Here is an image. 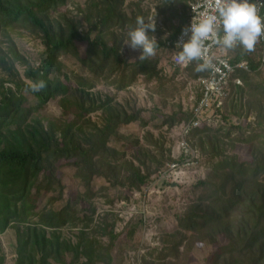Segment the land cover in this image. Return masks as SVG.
<instances>
[{
  "label": "trees",
  "instance_id": "trees-1",
  "mask_svg": "<svg viewBox=\"0 0 264 264\" xmlns=\"http://www.w3.org/2000/svg\"><path fill=\"white\" fill-rule=\"evenodd\" d=\"M144 1L92 0L84 17L88 29L83 33L75 21L64 18L56 25L50 21L51 15L66 4L67 0H0V47L4 34L18 22H27L39 29L46 47L43 66L33 69L28 65L26 72L31 83L40 80L46 83L43 90L32 91L31 85L14 78L10 79L14 88H5V82L0 84V233L8 230L11 222L22 216L19 204L33 212L37 210L33 201L36 199L37 191L33 190L39 185L44 186L45 194H52V198L57 197V201L63 202L60 211H51L47 215L45 212L40 214L44 227L58 231L78 221L92 222L87 218L81 219L71 205L72 201L64 199L63 182L55 173L57 163L60 161L66 162L73 174L89 187L96 179L108 181L113 189L127 186L140 190L146 184L150 175L144 174L133 161L127 160L125 153L120 155L109 145L114 131L137 122L140 118L129 115L124 110L116 112L109 105L103 104L102 108L106 109L104 127L88 124L85 118L93 109L88 108L86 104L91 100L83 92L77 91L71 96L69 87L58 79L64 67L61 57L70 55L77 57L81 72L88 68L92 69L94 75L104 80L107 86H115L119 90L135 85L141 77L149 83L161 79L158 61L151 57L131 61L123 55V50L127 48L125 44L128 39L127 32L135 26L136 18L149 17V10L144 11L141 7ZM188 1H159V12L167 17L165 22L171 23L174 19H179V26L171 33L168 41L161 38L162 40L157 42L156 50L164 48L170 59L177 52L173 43L190 20ZM115 30L122 32L121 39ZM149 35L152 36V32ZM168 43L172 45L168 46ZM79 44L85 45L84 53L78 49ZM257 44V50L254 52L246 51L242 46L228 50L233 56L227 55L232 65L246 62L249 71L236 70L229 82L230 96L224 109L215 111L218 117H211L200 128L192 129L187 136L190 147L195 151L193 160H199L198 152L191 141L193 137L212 131L209 121L220 118L232 95L237 90L242 91L244 84L252 96H260L256 113L260 128L264 130V69H261L263 53L259 40ZM10 51L16 62L28 64L12 41ZM170 61L172 64V60ZM200 63L202 62L194 60L184 69L188 79L196 81L208 75V70L196 71ZM174 68L180 70V67ZM237 78L241 80V85L233 83L232 80ZM76 80L80 87H86L84 79L80 76ZM59 96L64 98L65 112L71 111L65 100L75 97L78 114L69 123L49 121L45 127L36 113L50 100ZM28 97H32L33 102H30ZM193 115L191 111L181 128L190 124ZM87 125L95 127V133L86 134L84 128ZM263 133L264 131L260 133L253 131L248 137L237 139V143L251 147L250 161H241L237 156L224 153L211 157L212 168L209 174L204 181H200L194 187V191L199 195L180 219V228L191 234V237L186 239L192 242L198 238L202 243L208 241L215 246L211 264H264V142L261 141ZM188 158H191V155L181 149L180 159L173 164L184 166L188 163ZM193 160L191 159L189 163L197 164ZM88 192L87 198L90 200L94 193ZM26 213L24 210L23 214ZM105 232L111 243L119 238L114 229H105ZM21 241L22 238L19 237V242ZM28 244L26 242L23 245L26 247L25 250L29 251ZM51 247L56 258H61L64 246L59 243L58 237L56 236L54 241H49L46 235L37 234L33 252L27 256L26 264H50L51 252H43L45 255L41 258L37 257V253L39 250L48 251ZM71 250L75 252V248L66 245L65 251ZM101 250L102 247L96 242L92 241L89 245L86 242L78 250L86 257V261H82L81 264L103 263ZM180 253L176 247L164 254L161 260L168 258L179 260Z\"/></svg>",
  "mask_w": 264,
  "mask_h": 264
},
{
  "label": "rangeland",
  "instance_id": "rangeland-1",
  "mask_svg": "<svg viewBox=\"0 0 264 264\" xmlns=\"http://www.w3.org/2000/svg\"><path fill=\"white\" fill-rule=\"evenodd\" d=\"M91 1L67 0L66 4L51 15L50 21L56 25L66 18L77 22L80 31L86 33L88 26L84 17ZM159 1L145 0L141 5L144 11L149 10V16L155 17L156 31L152 32V36L156 37L157 42L162 39L168 41L171 33L179 26L178 18L171 23L165 22L167 17L160 14ZM115 32H118L121 39L122 32ZM11 41L15 43L27 65L16 62L10 51ZM257 47L258 44H255L253 52ZM78 49L84 53L85 45L79 44ZM45 50L43 34L30 23L18 22L15 27L7 30L0 47V84L5 82V88H14L10 82L14 78L32 85L26 76L28 65L33 69L41 68L46 58ZM226 53L233 57L228 50ZM123 55L135 61L139 59L140 51L132 50L127 45ZM151 58L158 61L159 76L165 81L161 82L159 79L149 83L141 77L135 85L119 90L115 86H107L104 80L94 75L92 69L81 72L76 56L61 57L64 67L58 79L69 87L71 96L78 91L86 93L91 100L86 104L93 109L85 118L88 124L104 127L106 109L102 108L103 104L109 105L116 112L124 110L129 115L140 118L139 121L114 131L109 145L118 154L125 153L127 160L133 161L144 174L150 176L140 190L127 186L113 189L108 181L102 179L94 180L89 187L73 174L66 162H58L55 173L63 182L64 199L72 201L71 205L81 219L87 218L92 222L78 221L58 231L44 227L40 214L60 211L63 202L57 201V197L52 198V194H45L44 186L39 185L33 190L37 191V200H33L37 210L33 212L19 204L22 216L13 220L8 230L0 233V264H26L27 256L33 252L37 234L46 235L49 241H54L57 236L59 243L64 246V254L59 259L54 255L52 247L48 251L39 250L38 258L45 255L43 252L52 253L50 264L85 262L86 257L78 250L86 242L89 245L92 241L102 247L100 253L104 262L100 264H211L215 246L208 241L202 243L198 238L192 242L186 239L191 234L180 228V219L199 195L194 187L209 174L212 156L224 153L237 156L241 161L252 160L251 147L237 143V139H244L253 131H264L260 128L256 113L260 96H252L244 84L241 89L245 91L237 90L232 95L220 118L209 121L212 131L198 134L191 140L199 155L198 161L193 160L197 164L187 167L180 164L177 169H173V163L180 159L181 125L189 118L195 106L199 86L188 79L185 70L172 66L164 48L156 50L155 56ZM78 76L84 79L85 88L78 85ZM28 99L30 102L34 100L32 97ZM65 101L68 109L73 112H65L64 98L59 96L36 113L45 127L49 121L69 123L76 117L78 109L75 97ZM84 131L88 135L93 134L95 127L87 125ZM261 141L264 142V137ZM88 191L94 193L90 200L87 198ZM24 210L27 211L26 214H23ZM105 229H114L119 238L111 243ZM19 237L22 238L21 242ZM26 242L29 243V251L23 245ZM66 245L75 248V252H66ZM176 247L181 252L179 260H161L164 254Z\"/></svg>",
  "mask_w": 264,
  "mask_h": 264
},
{
  "label": "clouds",
  "instance_id": "clouds-1",
  "mask_svg": "<svg viewBox=\"0 0 264 264\" xmlns=\"http://www.w3.org/2000/svg\"><path fill=\"white\" fill-rule=\"evenodd\" d=\"M261 7H264V0H205V10L199 13V18H193L191 24L182 29V36L189 38L187 42L177 41L176 47L182 50L176 55V62L184 64L202 60L203 63L196 68L197 72L215 70L206 45L208 41L225 50L242 46L244 50L252 51L264 36V18L258 14ZM155 31L153 16L147 19L138 16L135 26L128 30L125 44L132 50L140 51L139 60L155 56L158 43L155 36L149 35V32ZM45 87L43 80L31 85L32 91H41Z\"/></svg>",
  "mask_w": 264,
  "mask_h": 264
},
{
  "label": "built area",
  "instance_id": "built-area-1",
  "mask_svg": "<svg viewBox=\"0 0 264 264\" xmlns=\"http://www.w3.org/2000/svg\"><path fill=\"white\" fill-rule=\"evenodd\" d=\"M252 2V0H249ZM190 8V20L187 26H189L193 18L198 19L199 13L205 10V0H195L189 4ZM211 11V9H209ZM262 18H264V7L259 9L258 13ZM190 35V34H189ZM220 35H223L221 31ZM189 36H178L177 40L173 43L175 50L177 51L172 55V65L174 67L186 68L192 62L178 64L175 60L176 55L182 50V48H177V41L181 40L187 42ZM259 43L262 47L263 57L261 59V69H264V36L259 39ZM172 45L168 43V46ZM209 48V56L212 58V62L215 65V70L208 69V75L205 77H200L197 80V84L200 88L201 98L198 100L197 104L193 107V118L190 124H187L181 128V149L185 151L186 154L191 155L188 158V163L184 165L185 167L194 164L189 163L191 159L195 157V151L190 147L187 136L190 134L192 129H198L200 126L209 120L211 117H218L215 111L223 110L225 104L228 102L230 93L228 90L229 82L231 77L235 74L237 69H243L249 71V67L246 62L239 63L237 65H232L229 57L227 56L226 50L219 45L213 44L211 41L206 42ZM200 62L203 63L201 60ZM234 84L241 85L242 82L238 78L232 80ZM173 169H177L179 164L172 165Z\"/></svg>",
  "mask_w": 264,
  "mask_h": 264
},
{
  "label": "crops",
  "instance_id": "crops-1",
  "mask_svg": "<svg viewBox=\"0 0 264 264\" xmlns=\"http://www.w3.org/2000/svg\"><path fill=\"white\" fill-rule=\"evenodd\" d=\"M193 1H195V0H189V1H188V4H190V3L193 2ZM187 25H188V24H187ZM187 67H188V66H187ZM187 67H186V68H187ZM184 69H185V68H182V67L180 68V70H184ZM189 80H192V79L189 78ZM193 81H195V80H193ZM195 83L197 84V80L195 81ZM197 85H198V84H197ZM199 96H200V88H199ZM199 96H198V97H199ZM197 102H198V98H197V100H196V103H197ZM196 103H195V105H196Z\"/></svg>",
  "mask_w": 264,
  "mask_h": 264
}]
</instances>
